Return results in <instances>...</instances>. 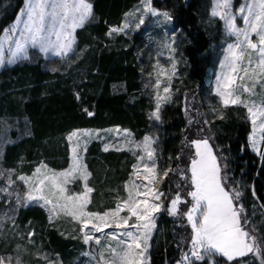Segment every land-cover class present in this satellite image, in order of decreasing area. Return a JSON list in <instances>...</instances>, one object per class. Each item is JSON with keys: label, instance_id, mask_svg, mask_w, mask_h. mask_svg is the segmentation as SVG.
<instances>
[{"label": "snow or ice", "instance_id": "6c2138e0", "mask_svg": "<svg viewBox=\"0 0 264 264\" xmlns=\"http://www.w3.org/2000/svg\"><path fill=\"white\" fill-rule=\"evenodd\" d=\"M210 17L222 22L225 46L210 93L217 98V104L210 103L209 108L214 118L221 121L225 119L224 110L243 108L251 130L242 151L248 147L264 162V0H243L238 8L234 7V0H212ZM96 20L91 0H23V7L11 23L0 30V68L38 57L46 61L57 58L53 63H71L83 55V50L78 51V30ZM149 20L161 29L162 35L156 38L149 33V43L145 44L149 60L154 63H150L144 88L150 89L153 104L148 120L162 124L165 108L175 103L179 92L175 87L181 79L179 65L186 63L182 41L177 38L183 28L176 27V18L170 12L154 7L153 0H140L139 7L126 13L120 24L109 26L105 36L109 40L127 37ZM141 72L144 73L143 68ZM74 96L78 102L82 100L79 92ZM82 110L88 117L95 115L87 107ZM183 111L191 126L194 121L187 94ZM211 123L214 120H203L209 127ZM114 133L72 131L67 136L68 167L62 170L50 168L43 161L30 174L0 168V203L12 205L0 215V234L11 220L17 229L12 238L25 241L16 244L14 254L0 253V264H24V255L33 254L30 248L37 247L38 233L32 222L25 225L26 232L15 222L19 209L30 206L45 210L49 227L62 217L76 226L85 246L80 253L85 264H152L151 241L162 212L180 219L181 226L190 229L178 244L182 247L176 264H264V235H258L255 226L249 227L251 217L242 202L243 189L227 176L228 165L221 163L210 137H185L192 149L189 163L185 168L177 164L173 169L160 167L158 136L145 134L137 140L128 129L117 128ZM93 139L101 142L102 151L127 152L135 161L123 183L124 194L117 188L114 206L103 210L90 207L96 189L90 184L93 173L85 154ZM223 159L226 161L227 157ZM175 160L181 161L182 156L177 155ZM23 163L21 157L18 166ZM170 173L184 182L175 185L174 194L171 185L168 193L160 187ZM182 187L186 189L183 194L179 191ZM252 195L259 200L254 187ZM34 255L45 264H63L59 254L52 259L37 250Z\"/></svg>", "mask_w": 264, "mask_h": 264}, {"label": "trees", "instance_id": "16d2710c", "mask_svg": "<svg viewBox=\"0 0 264 264\" xmlns=\"http://www.w3.org/2000/svg\"><path fill=\"white\" fill-rule=\"evenodd\" d=\"M91 2L97 20L77 32L78 51L83 50V55L71 63H65L62 72L44 70L42 59L0 70V120L23 126L26 124L29 130V136L5 148L2 160L4 167L30 174L43 161L50 168L65 169L69 163L67 135L70 132L76 129L119 127L130 130L137 140H141L145 134L158 136L160 167L171 166L175 169L179 164L185 168L189 163L185 137H205L207 134L210 143L217 149V155L221 157V163L226 162L228 165L227 176L243 189L242 202L251 217L249 227L255 226L257 233H263L259 216L253 213L255 210L264 215V208L261 207V202H264V162L251 153L248 147L242 151V145H247L250 133L245 110H224L225 119L221 121L211 114L208 116L210 109L202 105L201 96L211 67L209 48L212 39L206 25L210 0H153L154 7L170 12L176 18V27L183 28L186 36L181 50L186 63L180 69V85L175 86L179 92L175 96V103L165 108L162 124L148 120L153 104L142 91L141 60L137 54L141 33H135L131 39L121 36L109 40L105 36L109 26L120 24L139 0ZM22 6L23 0H0V30L11 23ZM115 84L123 88L114 92L112 87ZM75 92L81 94V101L75 99ZM185 94L187 98L195 96L198 99L204 119L214 120L210 127L200 125L204 129L202 132L198 131V127L188 125L183 111ZM209 103L213 105L214 99ZM84 107L93 110L95 115L88 117L82 110ZM177 155L182 156L181 161L175 160ZM169 156L173 159L169 160ZM225 156L226 161L223 159ZM21 157L24 163L19 167ZM85 160L93 173L90 184L96 189L90 207L103 210L114 206L115 190L119 188L120 194H124L122 186L135 162L133 157L127 152L106 153L101 150L99 142H92ZM177 183L184 182L179 176L170 173L161 188L168 193L171 185L174 194ZM253 187L259 200L252 195ZM185 190L183 187L179 189L182 194ZM29 221L38 233L36 237L43 249L59 254L64 262L71 258V240L64 237L55 226L49 227L42 208L21 209L17 222L22 230L25 231L24 226ZM181 224L180 219L160 213L156 234L151 241L152 264H176L180 259L182 245L178 247V244L190 232L189 228ZM8 243L9 248H12L17 243L25 242L11 239Z\"/></svg>", "mask_w": 264, "mask_h": 264}, {"label": "rangeland", "instance_id": "374dc122", "mask_svg": "<svg viewBox=\"0 0 264 264\" xmlns=\"http://www.w3.org/2000/svg\"><path fill=\"white\" fill-rule=\"evenodd\" d=\"M210 3H211V5H210L206 25L208 26V28H207L208 34H209L210 38L212 39V42H211V45L209 48V52H210V56H211V67L208 71V77L205 81L203 94L201 96V97H203L202 98V105H204V107L206 106L207 109H210L209 108V104H210L209 101L210 100L212 101V99H214L213 105L217 104V98L214 95H210V93H211L213 86H214L215 74L219 70V61H220V59H222V56H223L222 47L225 46L223 43L224 42V30H223L222 22H220L218 20H213V18L210 17L212 0H210ZM241 3H243V0H234V7L238 8ZM139 5H140V0H139L138 4L136 6H134V8H132L128 13L132 12L135 8L139 7ZM160 11L163 12V10H160ZM135 33H141V35H142V39L139 40V42H138L139 51H143V53H144L143 55L138 56V58L141 60L140 61L141 69L142 68L144 69V73L142 74V78H141L142 79V81H141L142 91H143V94L145 95V97L152 103V101L150 99V95H149L150 89H145L144 83L147 80L146 74L148 71H150V63H154V60L153 61L149 60L148 49L145 48V44L149 43V33L151 34L152 37L159 38L162 35V32H161V29L159 27H155L153 25V22L151 20H149L146 22V24L144 26H142V28L139 31H133V33L131 35L127 36L126 38L131 39V37ZM177 38H178V40L182 41V43H181V50H182V46L184 45V41L186 40V36L184 33L182 35L178 34ZM39 59H42L44 61L43 62V69L46 71L56 72V71H52L53 68H56V69H58V72H62L63 69H65V67H66L65 62H59V61H57L55 63L52 62V61L56 60L57 58H49V60L46 61L43 57H38L36 59H33L32 61H24V62H20L17 64L35 63ZM183 59H184V57H183ZM75 60H77V59L74 58L73 61H75ZM17 64H15V65H17ZM15 65H10V66L6 65L4 68L12 67ZM184 65H185V63H181L179 65V70ZM1 69L2 68H0V70ZM180 81H181L180 79L177 80L175 82V84L177 83L175 86H179ZM112 88H113L114 92H118L119 90H121L123 88V86L115 84V85H113ZM187 103H188V107L190 110L189 114L191 115V117L194 121L193 124L191 125V127H198V129H200L199 126L204 125L203 124L204 118L202 116L203 112H202L201 107L199 105L198 99L195 96L189 97V98H187ZM184 107H185V103H184ZM206 111L208 112V110H206ZM198 112L200 113V115L197 114ZM209 115L210 116L213 115L211 110H210V113H208V116ZM117 128H119V127H110V128H105V129H99V130H109V133L111 135H115L114 130ZM250 130H251V126H250ZM102 135H108V133L102 132ZM27 136H29V130H28L26 124L23 126L22 124L10 122L8 120H0V168L7 169L4 167L3 161H2L5 148L9 145L15 144L16 142H18L19 140H21ZM204 136L208 137L207 134ZM188 139L190 140L191 137H189ZM92 142H99L101 145V150H102V144L100 141L93 139L89 143V145ZM68 145H69V143H68ZM249 150L251 153H253L250 148H249ZM190 151H192L191 146H190V144L187 143V145H186V157H188V153ZM253 154L256 155L255 153H253ZM69 156H70V146H69ZM2 183H3V181H0V184H2ZM160 187H161V185H160ZM11 207H12L11 204L0 203V215H3V213L8 211L9 209H11ZM30 207H27V208H30ZM27 208H21V209H27ZM21 209H19V211ZM19 211L15 214V222L17 225H19V223L17 222ZM43 211L45 212L44 209H43ZM9 214H11V213H9ZM45 214H46L47 221H48V215L46 212H45ZM257 214L259 216L258 219L260 222V228L263 229L264 228V215L262 212L257 213V211L254 210L253 215L257 216ZM54 226L58 229V231L60 233H63L64 237H67V239L71 240L72 245H73V250H72L73 255L66 262L63 261V264H85V258L81 257V255H80L81 251L85 248V246L82 244L81 240L79 239V232H78L76 226L73 223L67 221L63 217L59 221H57ZM19 228H20V230H22V227L19 226ZM24 229H25V231L24 230H22V231L26 232L27 228H25V226H24ZM156 230H157V228H156ZM156 230H155L153 236L156 234ZM15 231H17V229L13 227L12 221L8 220L4 225L2 234H0V240H1L0 241V253H2V254H7V253L14 254L13 249L15 248L16 245H13L12 248H9L8 240L13 239L11 234ZM108 231H111V230L109 229ZM257 234L258 235H264V232L263 233L260 232ZM74 236L77 238H73ZM181 239H185V238H181ZM35 240H36L37 247L36 248H30V252L33 254L24 255V257H23L24 264H45L43 259L37 258L34 255V253H36L37 250H39L40 252L48 253L50 258H52V259L56 258L57 254H53V253L43 249L42 244L40 242H38L39 240L37 239V237H35ZM8 251H10V252H8ZM31 259H33V260L30 261Z\"/></svg>", "mask_w": 264, "mask_h": 264}]
</instances>
